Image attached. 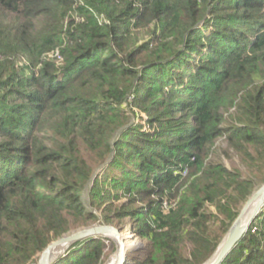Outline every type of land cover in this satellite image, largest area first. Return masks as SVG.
Masks as SVG:
<instances>
[{"label": "trees", "instance_id": "16d2710c", "mask_svg": "<svg viewBox=\"0 0 264 264\" xmlns=\"http://www.w3.org/2000/svg\"><path fill=\"white\" fill-rule=\"evenodd\" d=\"M221 136L264 169V0H0V264L96 222L86 185L148 240L134 264H201L254 189L210 158ZM220 264H264V208Z\"/></svg>", "mask_w": 264, "mask_h": 264}, {"label": "water", "instance_id": "95a60500", "mask_svg": "<svg viewBox=\"0 0 264 264\" xmlns=\"http://www.w3.org/2000/svg\"><path fill=\"white\" fill-rule=\"evenodd\" d=\"M263 208L264 182L258 188L254 189L248 196L213 253L201 264H220L225 256L240 241L248 230L251 222L255 220ZM123 234L124 233L121 232L120 228L111 224L88 226L63 234L47 244V246L39 253L36 264H53L56 258L62 255L71 244L88 238L97 237L111 238L116 242V251L110 256L106 263L109 264L113 260L116 264H127V256H125V252L127 254V251L124 244L125 237ZM61 245H67V248L59 255L54 256L55 249Z\"/></svg>", "mask_w": 264, "mask_h": 264}, {"label": "rangeland", "instance_id": "374dc122", "mask_svg": "<svg viewBox=\"0 0 264 264\" xmlns=\"http://www.w3.org/2000/svg\"><path fill=\"white\" fill-rule=\"evenodd\" d=\"M233 113H234L233 112V108H230L227 112H225L224 115L226 117V120L229 119V114L233 115ZM224 125L225 126L227 125L226 121H225ZM214 146H215L214 147V154L212 155V157L210 156L211 159L216 160V161H220L221 163H223L230 170H233V169L238 170L242 174L243 177L252 178L253 181H254V189L258 188L264 182V169L262 168L260 171L256 170V169L254 171H249V169L246 168L243 165L239 154L237 152L233 151V149H231L228 146V143H227L225 137L221 136V137L217 138L216 141H215V145ZM92 164L94 165V173H95V175L97 173H101V168H102L104 163L103 164H101V163L98 164V163H94L93 162ZM88 186L89 185H86L84 187V201H85V204H86L87 208L91 212L96 213V215L98 216V220L96 222H91V223H89L87 225H79V226L73 227L66 233H70V232H73V231H76L78 229H81V228H84V227H88V226H93V225H98V224H106V223H104L103 217L101 216L100 209L94 210V209L90 208V205L88 203V190H87ZM122 201H124V200H122ZM243 203L244 202H242L239 205V209L238 210H240V208L242 207ZM127 220L128 219H126V221ZM111 225H113V226H115L117 228H120L122 233H124L127 236H129V237H127L128 239L126 241L127 242L126 244L130 245L131 247L133 246V247L129 250V252H127V261H128L127 264H134V261L138 260L141 256H143L144 254H146L149 251L150 244H149L148 240H146V239H144V238H142V237H140L138 235H135V233L132 231V229H130L129 225H126V224H119L118 226H116L114 224H111ZM103 238H104V248H105V254H106L103 264H105L109 260L110 256H112L114 254V252L116 251L117 245H116V242L113 239L106 238V237H103ZM221 239L218 240V244L221 241ZM190 248H191V245L188 242L185 241L184 245L182 247V250L186 254H189ZM213 251L211 252V254L213 253ZM211 254H209V256ZM37 259H38V256L36 257L35 262L32 263V264H36Z\"/></svg>", "mask_w": 264, "mask_h": 264}, {"label": "bare ground", "instance_id": "6f19581e", "mask_svg": "<svg viewBox=\"0 0 264 264\" xmlns=\"http://www.w3.org/2000/svg\"><path fill=\"white\" fill-rule=\"evenodd\" d=\"M123 236L125 237L124 244H125L126 251L129 252V250H130L133 246L131 247L130 245H127V244H126V243H127L126 241H127V239H128L127 237H129V236H127L126 234H123ZM66 248H67V245H66V246H65V245H64V246L61 245V246L57 247V248L55 249L53 255H54V256H55V255H59V254H60L62 251H64ZM125 256H127L126 252H125ZM52 258H53V256H52ZM52 258H51V259H52ZM107 264H108V263H107ZM109 264H116V262L112 260L111 263H109Z\"/></svg>", "mask_w": 264, "mask_h": 264}, {"label": "built area", "instance_id": "2783aa9c", "mask_svg": "<svg viewBox=\"0 0 264 264\" xmlns=\"http://www.w3.org/2000/svg\"><path fill=\"white\" fill-rule=\"evenodd\" d=\"M256 229V227H253L252 231H254Z\"/></svg>", "mask_w": 264, "mask_h": 264}]
</instances>
